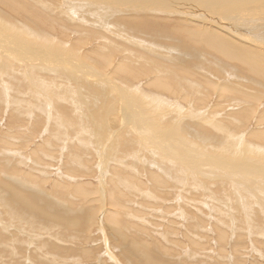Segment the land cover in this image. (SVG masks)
<instances>
[{
	"label": "rangeland",
	"instance_id": "1",
	"mask_svg": "<svg viewBox=\"0 0 264 264\" xmlns=\"http://www.w3.org/2000/svg\"><path fill=\"white\" fill-rule=\"evenodd\" d=\"M15 1L20 4L21 11L19 13L0 2V180L2 181H0V264H264V176L262 175V173L264 174L262 171L264 170V137L260 135L264 132V127H262L264 126V78L252 75L251 72L245 71L239 63L223 58L221 54L208 47L192 44L191 47L195 46L197 55L196 57L191 56V50L187 51L181 48L182 44H185L183 37L170 31V28L176 25L174 23L177 22L176 18L179 17H168L174 22L170 25L169 22H166L167 26L163 21L162 24L161 21H158L157 24L155 22L157 20H154L151 24L154 25L152 29L156 28L160 32L167 29L169 32V35H157L155 31L153 35L156 36V40H154L146 34H139L131 30H126L127 32H123L125 33L123 34L122 30L116 28L119 26L114 16H107V19H103L105 16L103 13L99 15V11H96L98 13L84 12V6L87 7L89 2L78 3L82 0ZM115 2L116 0H112L111 3ZM247 4L250 7L253 4L259 5L261 8L256 13H251L249 10V12H242L248 6ZM234 7L232 13L240 11L237 16L246 27L253 29L252 26L256 22V25L264 22V0H246L241 5L239 4L238 8L235 4ZM229 13H231L230 10L224 15ZM250 13L252 16H249ZM153 17H157V15H153ZM166 17L165 15L158 16V18ZM185 22L187 23H185L186 28L187 26L197 27L192 21H189L191 24H188V21ZM198 22L202 26L201 31H204L203 27L206 24L202 21ZM4 24H13L10 25L12 31L11 29L8 31ZM14 25L15 28L18 27V30L15 31ZM20 27L25 32H22ZM157 27L159 28L157 29ZM223 28L221 27V29ZM224 29L228 31V27ZM5 31L8 32L2 33ZM17 31L18 33H16ZM251 31L254 34L255 31ZM230 32L239 36V33L235 31L231 30ZM5 37L16 45L9 43ZM157 37H160V40H157ZM3 38L4 40H2ZM185 38V42L190 44L189 37ZM240 38L244 40V38ZM142 39L145 40L142 41ZM248 39H246L248 43L256 47L258 53L261 54V65L264 66V42ZM111 41H113L112 46L107 50L112 49V52L115 49L112 56L114 57L113 61L124 58L126 48L132 45L136 48L135 44L143 42L142 46L153 53L152 59H157L156 55H158L159 61L166 65L169 64V68L173 69L180 77L182 76L179 77L181 83L169 79V90L155 88L148 84L154 74H150V78H146V76L139 77L138 80L129 78L130 80L126 79L125 82L124 79H121V75L110 73L112 72L110 64H107L105 57L96 53V50L102 49L103 45L106 47ZM154 44L158 47L156 48ZM8 45L12 51L18 50L19 53L5 54L7 50L2 47L5 46L7 49ZM18 45H24L26 50L17 48ZM27 50L36 52L29 53V57L21 58V53L25 52L26 54ZM37 50L40 52L38 53ZM188 68L190 69L188 70ZM186 70L190 74L186 73ZM13 75L15 79H13ZM80 79L94 84L96 88L106 86L107 94L105 97L102 96L103 99L91 98L89 95L95 90L82 87L80 81L83 80ZM145 79L146 81H142ZM184 79L185 81H183ZM197 82L200 84L198 85ZM102 83H104L103 86H101ZM106 84H110V86ZM223 85L224 87H222ZM128 86L129 88H127ZM189 86L191 87L188 88ZM133 87L134 90H131L130 88L133 89ZM57 88L60 90L58 91ZM233 89L237 92L233 93ZM66 90L74 91L79 95L80 102L78 100L76 103L72 98L58 97L55 93ZM121 90L122 92H120ZM178 90L180 93L177 92ZM152 92L153 94H151ZM131 93L133 100H131ZM172 93L179 94V96H173ZM142 94L145 95L142 96ZM199 94L201 95L199 96ZM122 95L125 99L121 97ZM157 95H159V99L164 98V100L156 101ZM175 98L176 100L173 101ZM93 99H96L94 102L97 101V104L96 102L92 104L90 100ZM129 99L132 102L128 101ZM162 100L163 104L159 102ZM175 102L176 104H173ZM95 106L99 110L98 113H95L97 112ZM129 107L132 109L128 110ZM101 109L105 111V115ZM137 110H141L142 114ZM171 112L173 115L170 114ZM72 115L76 118H73ZM163 115L168 118L164 119ZM153 122L154 124L150 125ZM83 126L86 127L82 129ZM215 127L218 128L215 129ZM225 127L226 129H224ZM199 131L206 132L205 137H203L204 133L199 136ZM169 134H173L172 137ZM213 139L214 141L211 142ZM215 139H220V141ZM173 140H176V144ZM201 140L203 143L200 142ZM171 141L173 142L171 143ZM194 141L202 144H195ZM237 141L240 146L236 148L235 155L229 156L223 150H219L226 142ZM157 145L161 149H157ZM205 145L207 147L212 145L213 148L215 145L218 146L214 149L212 147L206 149ZM197 146L198 149H196ZM179 150H183L182 153ZM206 150L208 152H205ZM209 150L211 154H209ZM143 154H146L145 157ZM157 154L162 155L158 157ZM173 157L175 159H172ZM165 158H169V161ZM220 158H223V161ZM161 163L162 165H160ZM179 164L180 166H178ZM196 164L199 166L197 167ZM234 165H240L241 169L234 168ZM178 169L181 170V173L183 171V177ZM186 169L189 173L186 172ZM243 170L245 173L242 172ZM184 172L188 175H184ZM190 173H196L192 175L195 176L192 180L199 181L198 184L191 180L193 177ZM181 180L186 181L185 184L181 183ZM4 181L15 185L28 197H34L32 204L34 206L18 199ZM77 186L85 191V195L74 192ZM111 191L118 193L113 194ZM111 211L120 214L117 213L116 220H110ZM60 215L62 223L65 222V225L61 223ZM76 217L78 221H76L77 219L72 221V218ZM135 242L148 246L152 259L160 263H153L144 258V255L138 252Z\"/></svg>",
	"mask_w": 264,
	"mask_h": 264
},
{
	"label": "bare ground",
	"instance_id": "2",
	"mask_svg": "<svg viewBox=\"0 0 264 264\" xmlns=\"http://www.w3.org/2000/svg\"><path fill=\"white\" fill-rule=\"evenodd\" d=\"M77 1V0H76ZM101 1V2H100ZM82 0V1H79L78 3H82V4H86V3H88L89 2V5L87 6V7H85L84 6V12H87V13H90V11H92L93 13H98V12H96V11H99V15L101 14V13H103V16H105V17H103V19L104 18H106L107 19V16H111V17H115L116 18V21H117V25L120 27H116V28H118V29H120V30H122V33L123 32H127L126 30H131V31H135V32H138L139 34H141V33H143V35L144 34H146L147 36H150V38H153L154 40H156V36L155 35H153L154 34V32L156 31L157 32V35L159 34H163V35H165V34H168L169 35V32H168V30L166 29V30H161V32L159 31V30H156V28L155 29H152L153 28V26L151 25V24H153V21L154 20H157V21H155L156 23L158 22V21H161V24H162V21L166 24V22H169V25L172 23V22H174V21H172L171 20V18H168V17H179V18H176L177 19V22H174L175 24V26H173V27H171L170 28V31L171 32H174L175 34H177V35H181L182 37H183V39H184V41H183V43H185V44H182V46H181V48L182 49H184V50H187V51H190L191 50V56H193V57H196V55H197V51L195 50V46H193L194 48H192L191 47V45L193 44V45H197V46H202V47H208V48H210V49H212V50H214L215 52H217V53H219V54H221L222 56H223V58H226V59H229V60H231V61H235V62H237V63H239L240 65H242L241 67H243L244 68V70L245 71H247V72H251L252 73V75L254 74V75H256V76H259V77H261V78H264V66L263 65H261V58H260V55L261 54H259L258 53V51L256 50V47H253L250 43H248V41L246 40V39H248V38H252L253 40H251V41H257V42H264V22L263 23H261V24H259L258 23V25H256V23L254 24L253 22H252V24H254V26H252V27H254L253 29H251V28H249L248 26L246 27L245 25H243L242 23H244L243 21H240V19H239V16H237V14H239V12H236L235 14L234 13H232V11H233V8H235L234 7V4L236 5V8H238V5L240 4L241 5V3H243V1L245 2L246 0H116V2L114 3V4H112L111 2H112V0ZM0 2L3 4V5H6L7 7H9L10 9H12L13 11H16V13H19L20 11H21V8H20V4H18L17 3V1H15V0H0ZM247 2H250V1H247ZM117 3V4H116ZM248 5V4H247ZM82 6V5H81ZM222 6V7H221ZM259 5H252V7H250L249 5L246 7V9L245 10H243L242 12H245V11H250L251 13L253 12V13H256L257 11H258V9H260L261 8V6H259ZM242 7V6H241ZM78 8V7H77ZM83 8V7H82ZM75 10V9H74ZM228 10H230L231 11V13H229V14H226V15H224L225 13H227V11ZM24 11V10H23ZM223 11V12H222ZM248 11V12H249ZM138 12H140V13H138ZM241 12V13H242ZM263 12V11H262ZM86 13V14H87ZM250 13V14H251ZM261 13V12H260ZM21 14V13H20ZM81 14H83V13H81ZM122 14H124L123 16H122ZM4 15V14H3ZM84 15V14H83ZM121 15V16H120ZM153 15L155 16V15H157V17H153ZM167 16L166 18H158V16ZM241 15V14H240ZM258 15V17H259V14H257ZM5 16V15H4ZM28 16V15H27ZM31 16H33L32 14H31ZM85 16V15H84ZM92 16H93V14H92ZM249 16H252V14L251 15H249ZM255 16V15H254ZM264 16V15H263ZM86 17V16H85ZM181 17V18H180ZM242 17V16H241ZM41 18V17H40ZM249 18H251V17H249ZM255 18H257V17H255ZM8 19H9V15H8ZM170 19V20H169ZM175 19V18H174ZM248 19V18H247ZM260 19V18H259ZM10 20H11V18H10ZM15 20V19H14ZM242 20V19H241ZM245 20V19H244ZM262 20V19H261ZM13 21V20H12ZM12 21H11V23H12ZM44 21V20H43ZM97 21V20H96ZM98 21H99V19H98ZM101 21V20H100ZM185 21H188V24H191V23H189V21H192V23L193 24H195V26H197V27H188L187 26V28L185 27L186 26V22ZM198 21H202V22H204V24H206V25H204V27L203 28H205V30L204 31H201V27L202 26H200V23L198 22ZM19 22V21H18ZM84 22V21H83ZM246 22V21H245ZM10 23V22H9ZM95 23V22H94ZM155 23V24H156ZM163 23V24H164ZM186 23V24H185ZM248 23V22H247ZM249 23H251V22H249ZM87 24V23H86ZM100 24V23H99ZM158 24V23H157ZM164 24V25H165ZM1 25V24H0ZM10 25H13V24H10ZM9 24L8 25H5L4 24V27L8 30V31H10V29H11V31H12V27L10 26ZM168 24H166V26H167ZM156 26V25H155ZM158 26V25H157ZM27 27V26H26ZM85 27V26H84ZM221 27H228V31L227 30H225L224 28L223 29H221ZM14 28H15V25H14ZM18 28V27H17ZM17 28H15V31H16V29ZM21 29V31L22 32H25L24 30H22V27H20ZM159 27H157V29H158ZM166 28V27H165ZM199 28V29H198ZM27 29V28H26ZM29 29V28H28ZM27 29V30H28ZM96 29V28H95ZM169 29V28H168ZM229 29H231L232 31H235V32H237V33H239L238 35L239 36H237L235 33H231L230 31L231 30H229ZM18 30V29H17ZM19 30V31H20ZM154 30V31H153ZM203 30V29H202ZM251 30H253V31H255L256 32V35H255V32H254V34H252L253 32L251 31ZM8 31H5V32H2V33H7ZM20 31V32H21ZM30 31V30H29ZM224 31V32H223ZM222 32V33H221ZM11 34H12V32H10ZM16 33H18V31L16 32ZM29 34V33H28ZM123 34H125V33H123ZM131 35V34H130ZM21 36V35H20ZM111 36H113V35H111ZM153 36V37H152ZM143 37V36H142ZM145 37V36H144ZM185 37H189V40L188 41H190V44L188 43H186L185 42V40H186V38ZM238 37V38H237ZM240 37H242V38H244V40L243 39H241ZM2 38V37H1ZM22 38V37H21ZM39 38V37H38ZM106 38V37H105ZM158 38V37H157ZM246 38V39H245ZM109 39V38H108ZM141 39V38H140ZM161 39H162V37H161ZM168 39V38H167ZM2 40H4V38L2 39ZM5 40H7V41H9V38H7V37H5ZM143 40H145V39H142V41ZM157 40H160V37L157 39ZM249 40V39H248ZM139 41V40H138ZM137 41V43H140V42H138ZM149 41H150V39H149ZM152 41V40H151ZM16 42H18V41H16ZM104 42H105V40H104ZM113 41H111L110 43H108L107 45H106V47H105V45H103L102 47V49L100 48V49H98V50H96V53L97 54H99V55H102V57L104 58V59H106V62H108L107 64L109 65V66H111L112 67V72H110V73H112V74H115V75H121V79H124L125 80V82H126V79H129V78H133V79H139V77H144V76H146V78H150L151 76H149L150 74H154V76L152 77V79L148 82V84H150V86H153V87H155V88H162V89H166V91L167 90H169V88H170V85H169V79H173L176 83H181L180 82V78L182 77H180L175 71H173V69H171V68H169V64L168 65H166L165 63H163V62H161V61H159L158 60V55H156L157 56V59H152L153 58V53L151 52V51H149V49H145L146 47H143L142 45H143V42L141 43V44H135L134 46H137L136 48H134L133 47V45L131 46V47H128V48H126V55H125V57L123 58H119L117 61H113V58L114 57H112L113 56V54L115 53V49L111 52V50H107L108 48L110 49L111 48V43H112ZM145 42V41H144ZM3 43H4V41H3ZM8 43V42H7ZM9 43H11V44H13V42H10L9 41ZM134 43H136V42H134ZM151 43V42H150ZM158 43V42H157ZM10 44V45H11ZM20 44V43H19ZM24 44V43H23ZM84 44V43H83ZM130 45H131V43H129ZM145 44V43H144ZM13 45H16V44H13ZM47 45V44H46ZM46 45H45V48H46ZM51 45V44H50ZM152 45H153V43H152ZM254 45V44H253ZM6 46V45H5ZM2 47V48H4L5 50H7V53H5V54H15L16 52H18V50H11V48H10V46L9 47H7V49H6V47ZM40 46V45H39ZM53 46H55V45H53ZM125 46V45H124ZM145 46V45H144ZM154 46H156V44H154ZM258 46V45H257ZM14 47V46H13ZM12 47V48H13ZM15 47H17V46H15ZM25 46L23 45V46H21V45H18V47L17 48H21V49H23ZM52 47V46H51ZM114 47V46H113ZM140 47H142V48H144V49H141ZM158 47V45L156 46V48ZM263 47V46H262ZM30 48V47H29ZM45 48H43V49H45ZM149 48H151V47H149ZM258 48V47H257ZM14 49V48H13ZM16 49V48H15ZM25 50H26V48H24ZM32 49V48H31ZM41 49V48H40ZM117 49V48H116ZM174 49V48H173ZM35 50V49H34ZM57 50V49H56ZM198 50V49H197ZM263 50V49H262ZM20 51H22V50H20ZM43 51V50H42ZM117 51H119V50H117ZM179 51V50H178ZM199 51V50H198ZM200 51H201V49H200ZM15 52V53H14ZM36 51H34V52H30V51H26V54H25V52H22L21 54L23 55H21V58H24V57H29L28 56V54L29 53H31V54H34ZM37 52L39 53L40 51H38L37 50ZM201 52H203V51H201ZM259 52H260V50H259ZM0 53H1V51H0ZM4 53V52H3ZM19 53V52H18ZM51 53V52H50ZM193 53V54H192ZM209 53V52H208ZM5 54H3V55H5ZM71 54V53H70ZM107 54V55H106ZM108 54H110V55H108ZM117 54V53H116ZM157 54V53H156ZM35 55H38V54H35ZM44 56L46 55V54H43ZM189 55H190V52H189ZM47 56V55H46ZM50 56V55H49ZM174 56V55H173ZM215 56V55H214ZM14 57V56H13ZM34 57V56H33ZM75 57H76V55H75ZM182 57V56H181ZM186 57V56H185ZM262 57V56H261ZM264 57V56H263ZM11 58V57H10ZM17 58V57H16ZM52 58V57H51ZM65 58V57H64ZM155 58V57H154ZM215 58V57H214ZM15 59V58H14ZM46 59V58H45ZM77 59V58H76ZM34 60V59H33ZM62 60V59H61ZM175 60H177V58H175ZM179 60V59H178ZM68 61V60H67ZM181 61V60H180ZM187 62V61H186ZM185 62V63H186ZM16 63V62H15ZM184 63V64H185ZM263 63V62H262ZM198 64V63H197ZM186 65V64H185ZM187 65H188V63H187ZM12 66V65H11ZM54 66V65H53ZM182 66V65H181ZM192 66V65H191ZM194 66H196V65H194ZM203 66V65H202ZM10 67V66H9ZM108 67V66H107ZM10 68H12V67H10ZM15 68V67H14ZM184 68V67H183ZM203 68H205L206 69V67H203ZM23 69V68H22ZM178 69V68H177ZM182 69V68H181ZM190 68H188V70H189ZM192 69V68H191ZM10 70V69H9ZM66 70V69H65ZM193 70V69H192ZM195 70V69H194ZM182 71V70H181ZM180 71V72H181ZM206 71V70H205ZM17 72V71H16ZM246 72V73H247ZM13 73V72H12ZM95 73V72H94ZM182 73V72H181ZM185 73V72H184ZM186 73H188V74H190L187 70H186ZM195 73V72H194ZM201 74H202V72H200ZM183 74V73H182ZM196 74V73H195ZM89 75V74H88ZM110 75V74H109ZM204 75V74H203ZM202 75V76H203ZM25 76V75H24ZM114 76V75H113ZM112 76V77H113ZM17 77V76H16ZM119 77V76H118ZM180 77V78H179ZM184 77V76H183ZM186 77V76H185ZM190 77V76H189ZM255 77V76H254ZM114 78V77H113ZM195 78V77H194ZM13 79H15V76L13 75ZM18 79V78H17ZM137 79V80H138ZM183 79V78H182ZM198 79H200V78H198ZM206 79V78H205ZM80 80H83V79H80ZM101 80V79H100ZM103 80V79H102ZM130 80V79H129ZM149 80V79H148ZM172 80V81H173ZM207 80V79H206ZM205 80V81H206ZM255 80V79H254ZM18 81V80H17ZM109 81H111V80H109ZM142 81H146V79L145 80H142ZM182 81V80H181ZM183 81H185V79L183 80ZM187 81H188V79H187ZM199 81V80H198ZM203 81H204V79H203ZM203 81H200V82H203ZM208 81V80H207ZM15 82H16V80H15ZM101 82H103V81H101ZM105 82V81H104ZM118 82V81H117ZM116 82V83H117ZM190 82V81H189ZM257 82V81H256ZM22 83V82H21ZM43 83H44V81H43ZM121 83V82H120ZM124 83V82H123ZM141 83V82H140ZM198 83V82H197ZM103 84L104 83H102V85L101 86H103ZM138 84V83H137ZM145 84V83H144ZM200 83H198V85H199ZM204 84H206V83H204ZM214 84V83H213ZM234 84H236V83H234ZM16 85V84H15ZM43 85V84H42ZM80 85L82 86V87H87L86 89H88V90H91V89H94L95 91L93 92V93H90V97L91 98H97V100L98 99H100V98H102V96H104L105 97V95L107 94V92H108V90H107V87L105 86V87H98V88H96L95 86H94V84L92 85L90 82H87V81H85V80H83V81H80ZM98 85V84H97ZM107 85V84H106ZM109 86H110V84H108ZM107 85V86H108ZM121 85V84H120ZM126 85V84H125ZM124 85V87H126ZM139 85V84H138ZM173 85V84H172ZM188 85V84H187ZM191 85V84H190ZM212 85V84H211ZM46 86V85H45ZM94 86V87H93ZM113 86V85H112ZM117 86L119 87V85L117 84ZM137 88H140V87H138L137 85H135ZM177 86V85H176ZM230 86V85H229ZM234 86V85H233ZM62 87V86H61ZM122 87V86H121ZM123 87V88H124ZM142 87V86H141ZM178 87V86H177ZM184 87V86H183ZM191 86H189L188 88H190ZM197 87H199V86H197ZM196 87V88H197ZM222 87H224V85L222 86ZM225 87H227V86H225ZM241 87V86H240ZM120 88V87H119ZM127 88H129V86L127 87ZM144 88V87H143ZM151 88V87H150ZM185 88H187V87H185ZM203 88V87H202ZM211 88V87H210ZM236 88V87H235ZM243 88H244V86H243ZM248 88V87H247ZM18 89V88H17ZM50 89H52V88H50ZM122 89V88H121ZM124 89H126V88H124ZM131 90H134V87H133V89L132 88H130ZM226 89V88H225ZM230 89H231V87H230ZM10 90V89H9ZM20 90V89H19ZM57 90H58V88H57ZM60 90V89H59ZM58 90V91H59ZM123 90V89H122ZM122 90L120 91V92H122ZM127 90H129V89H127ZM137 91L139 90V89H136ZM135 90V91H136ZM143 90V89H142ZM148 90H150V89H148ZM147 90V91H148ZM174 90H175V88H174ZM174 90H172V91H174ZM192 90H194L193 88H192ZM192 90H190V91H192ZM199 90V89H198ZM204 90V89H203ZM234 90V89H233ZM240 90V89H239ZM238 90V91H239ZM57 91V92H58ZM79 91H81V90H79ZM87 91V90H86ZM153 91V90H152ZM171 91V92H172ZM184 91V90H183ZM200 91H202V90H200ZM225 91V90H224ZM223 91V92H224ZM232 91V90H231ZM237 92V90H234V91H232L233 93L234 92ZM241 91H242V89H241ZM57 92H55L57 95H58V97H67V98H72V100H74L76 103L78 102V100L80 99L79 98V95H77L74 91L73 92H71V91H62V92H60V93H57ZM90 92V91H89ZM92 92V91H91ZM110 92V91H109ZM123 92H124V90H123ZM140 92V91H139ZM177 92H179L180 93V91L178 90ZM184 92H186V91H184ZM183 92V93H184ZM188 92H189V90H188ZM196 92V91H195ZM204 92V91H203ZM203 92H202V94H203ZM227 92V91H226ZM243 92V91H242ZM125 93V92H124ZM127 93H128V91H127ZM144 93V92H143ZM149 93H150V91H149ZM155 93V92H154ZM168 93V92H167ZM174 93V92H173ZM172 93V95L174 96H179V94L178 95H176V94H173ZM187 93V92H186ZM199 93V92H198ZM231 93V92H230ZM20 94H21V92H20ZM89 94V93H88ZM114 94H115V92H114ZM118 94H119V92H118ZM147 94V93H146ZM151 94H153V92L151 93ZM210 94H211V90H210ZM232 94V93H231ZM116 95V94H115ZM120 95V94H119ZM129 95V94H128ZM136 95H137V93H136ZM135 95V96H136ZM140 95V94H139ZM143 95H145V94H142V96ZM188 95H190V94H188ZM192 95V94H191ZM201 94H199V96H200ZM207 95H208V93H207ZM213 95V94H212ZM223 95H224V93H223ZM222 95V96H223ZM227 95V94H226ZM234 95H236V94H234ZM109 96V95H108ZM117 96V95H116ZM124 96H125V94H124ZM131 98H132V93H131ZM141 96V97H142ZM152 96H154V95H152ZM152 96H150L151 98H152ZM156 96V95H155ZM158 97V99L156 98V101L157 100H161V99H163L164 100V98H161V99H159V95H157ZM162 97H163V95H161ZM186 96V95H185ZM228 96V95H227ZM249 96V95H248ZM57 97V96H56ZM57 97V98H58ZM99 97V98H98ZM121 97H123V95L121 96ZM126 97H128L127 95H126ZM138 97V96H137ZM136 97V98H137ZM147 97H149L148 95H147ZM167 97V96H166ZM197 97V96H196ZM207 97V96H206ZM249 97H251V96H249ZM9 98V97H8ZM114 98V97H113ZM119 98V97H118ZM130 98V99H131ZM143 99H144V97H142ZM168 98V97H167ZM194 98V97H193ZM232 98V97H231ZM246 98V97H245ZM253 98V97H252ZM64 99H66V98H64ZM88 99V98H87ZM103 99V98H102ZM122 99V98H121ZM123 99H125V97H123ZM122 99V100H123ZM130 99L128 100V101H130ZM140 99V98H139ZM147 99V98H146ZM184 99H186L185 97H184ZM199 99V98H198ZM202 99V98H201ZM200 99V100H201ZM207 99V98H206ZM205 99V100H206ZM89 100V99H88ZM94 100H96V99H93V100H90V101H92V104H93V102H94ZM131 100H133V98L131 99ZM153 100H154V98H153ZM163 100L162 101H159L161 104H163ZM170 101H171V98L169 99ZM168 100V101H169ZM176 100V98L173 100V101H175ZM194 100V99H193ZM247 100V99H246ZM249 100V99H248ZM137 101V100H136ZM135 101V102H136ZM146 101H148V100H146ZM207 101V100H206ZM224 101V100H223ZM231 101V100H230ZM79 102H80V100H79ZM87 102V101H86ZM96 102V104H97V101H95ZM94 102V103H95ZM105 102V101H104ZM120 102V101H119ZM130 102H132V101H130ZM134 102V103H135ZM149 102V101H148ZM147 102V103H148ZM152 102V101H151ZM67 103V102H66ZM90 104H91V102H89ZM88 103V104H89ZM117 103H118V100H117ZM128 103V102H127ZM153 103V102H152ZM168 103V102H167ZM169 103H171V102H169ZM177 103L178 104H180L178 101H177ZM242 103H244V102H242ZM253 103H256L255 101H253ZM87 104V105H88ZM91 104V105H92ZM103 104V103H102ZM115 104V103H114ZM173 104H176V102L175 103H173ZM189 104V103H188ZM217 104V103H216ZM227 104V103H226ZM245 104H249V103H245ZM244 104V105H245ZM22 105V104H21ZM90 105V106H91ZM98 105H101V104H98ZM97 105V106H98ZM123 105H125V104H123ZM153 105H155V103H153ZM170 105V104H169ZM253 105V104H252ZM93 106V105H92ZM129 106H130V104H129ZM132 106V105H131ZM173 106V105H172ZM192 106V105H191ZM94 107V106H93ZM99 107V106H98ZM114 107H116V106H114ZM118 107V106H117ZM125 107H128V106H126L125 105ZM159 106L157 105V108H158ZM162 107V106H161ZM216 107V106H215ZM222 107H223V104H222ZM241 107V110H243L242 109V106H240ZM245 107V106H244ZM101 108V107H100ZM103 108V110H104V107H102ZM155 109H156V107H154ZM154 108H153V111H154ZM191 108V107H190ZM254 108V107H253ZM93 109V108H92ZM95 109H96V106H95ZM107 109V108H106ZM105 109V110H106ZM128 109V108H127ZM132 109V108H131ZM130 109V107H129V109L128 110H131ZM135 109V108H134ZM133 109V110H134ZM161 109V108H160ZM163 109V108H162ZM245 109V108H244ZM246 109L248 110V107H246ZM246 109L244 110V111H246ZM97 110V109H96ZM95 110V111H96ZM102 110V109H101ZM102 110V111H103ZM127 110V111H128ZM149 110V109H148ZM158 110H159V108H158ZM169 110V109H168ZM172 110V109H171ZM179 110H180V108H179ZM98 111L99 110H97V112H95V113H98ZM123 111H124V109H123ZM138 111V110H137ZM136 111V112H137ZM141 111V110H140ZM140 111H138L139 113H140ZM145 111V110H144ZM230 111V110H229ZM228 111V112H229ZM236 111V110H235ZM89 112V111H88ZM104 112L105 111H103L102 113L104 114ZM109 112V111H108ZM111 112V111H110ZM125 112V111H124ZM134 112V111H133ZM135 112V113H136ZM150 112V111H149ZM148 112V113H149ZM157 112V111H156ZM174 112V111H173ZM194 112V111H193ZM227 112V113H228ZM239 112H240V110H239ZM242 112V111H241ZM72 113V112H71ZM114 113H116V111H114ZM119 113V112H118ZM122 113V112H121ZM135 113H134V115H135ZM147 113V112H146ZM168 113V112H167ZM238 113V112H237ZM236 113V114H237ZM55 114V113H54ZM74 114V113H73ZM109 114H111L112 115V113H109ZM141 114H142V111H141ZM144 114V113H143ZM170 114H172V112L170 113ZM229 114H231V113H229ZM228 114V115H229ZM22 115V114H21ZM97 115H99V114H97ZM105 115V114H104ZM123 115V114H122ZM130 115H132V114H130ZM129 115V118L131 117ZM134 115H133V117H134ZM148 115V114H147ZM151 115V114H150ZM165 115H166V113H165ZM173 115V114H172ZM243 115V114H242ZM74 115H72V117H73ZM76 116V115H75ZM95 116V115H94ZM93 116V117H94ZM121 116V115H120ZM149 116V115H148ZM147 116V117H148ZM156 116V115H155ZM171 116V115H170ZM169 116V117H170ZM204 116V115H203ZM234 116V115H233ZM238 116V115H237ZM71 116H70V118H72ZM99 117H100V115H99ZM105 117V116H104ZM110 117V116H109ZM108 117V118H109ZM113 117V116H112ZM115 117V116H114ZM127 117V116H126ZM163 117H164V115H163ZM167 117V116H166ZM166 117H164V119L166 118ZM229 117H231V116H229ZM73 118H76V117H73ZM135 118V117H134ZM140 118V117H139ZM145 118V117H144ZM149 118V117H148ZM168 118V117H167ZM178 118V117H177ZM235 118V117H234ZM97 119V118H96ZM100 119V118H99ZM137 119V118H136ZM147 119V118H146ZM160 119V118H159ZM216 119H218V118H216ZM72 120V119H71ZM111 120V119H110ZM113 120V119H112ZM144 120V119H143ZM148 120H150V119H148ZM147 120V121H148ZM174 120V119H173ZM185 120V119H184ZM183 120V121H184ZM204 120V119H203ZM220 120V119H219ZM48 121V120H47ZM142 121V120H141ZM214 121V120H213ZM220 121H222V120H220ZM61 122V121H60ZM120 122H121V120H120ZM145 122H146V120H145ZM155 122V121H154ZM154 122L153 123H150V125L151 124H154ZM216 122V121H215ZM42 123V122H41ZM98 123V122H97ZM131 123H133V121H131ZM164 123V122H163ZM168 123V122H167ZM213 123V122H212ZM73 124V123H72ZM81 124V123H80ZM90 124V123H89ZM88 124V125H89ZM134 124V123H133ZM148 124V123H147ZM156 124H157V122H156ZM169 124H170V122H169ZM181 124V123H180ZM229 124V123H228ZM259 124V123H258ZM86 125V124H85ZM145 125V124H144ZM164 125H166V124H164ZM217 125V124H216ZM220 125V124H219ZM223 125V124H222ZM48 126V125H47ZM80 126V125H79ZM89 126H92V125H89ZM153 126V125H152ZM158 126V125H157ZM180 126H183V125H180ZM213 126H214V124H213ZM221 126V125H220ZM220 126H218V127H220ZM228 126V125H227ZM244 126V125H243ZM80 127H82V126H80ZM84 127H86V126H83V128L82 129H84ZM124 127V126H123ZM125 127H126V125H125ZM129 127H131V126H129ZM171 127V126H170ZM177 127V126H176ZM218 127H215V129L216 128H218ZM237 127V126H236ZM262 127H264V126H262ZM43 128V127H42ZM112 128V127H111ZM144 128H145V126H144ZM147 128V127H146ZM159 128V127H158ZM181 128V127H180ZM179 128V129H180ZM230 128V127H229ZM29 129V128H28ZM57 129V128H56ZM70 129V128H69ZM80 130H82L81 128H79ZM132 129V128H131ZM133 129H135L134 127H133ZM151 129H153V128H151ZM166 129V128H165ZM219 129H221V128H219ZM224 129H226V127L224 128ZM223 129V130H224ZM228 129V128H227ZM241 129V128H240ZM42 130V129H41ZM123 130V129H122ZM140 130V129H139ZM174 130H176V129H174ZM181 130V129H180ZM186 130V129H185ZM191 130V129H190ZM204 130V129H203ZM231 130V129H230ZM118 131V130H117ZM141 131V130H140ZM150 131V130H149ZM158 131V130H157ZM162 131V130H161ZM167 131V130H166ZM171 131V130H170ZM177 131V130H176ZM210 131V130H209ZM208 131V132H209ZM228 131V130H227ZM235 131H236V129H235ZM238 131V130H237ZM252 131H254V130H252ZM121 132V131H120ZM180 132V131H179ZM200 133H199V136H200V134H202V133H204V131H199ZM207 132V133H208ZM219 132H221V131H219ZM232 132H233V129H232ZM249 132V131H248ZM259 132V131H258ZM261 132V131H260ZM30 133V132H29ZM49 133V132H48ZM84 133V132H83ZM155 133H157L156 131H155ZM166 133V132H165ZM164 133V134H165ZM178 133V132H177ZM185 133V132H184ZM206 133V132H205ZM204 133V135H203V137H205V134ZM226 133V132H225ZM174 134V133H173ZM172 134V135H173ZM183 134V133H182ZM210 134V133H209ZM218 134V133H217ZM216 134V135H217ZM227 134V133H226ZM2 135V134H1ZM18 135V134H17ZM166 135V134H165ZM164 135V136H165ZM170 135V134H169ZM168 135V136H169ZM172 135H170L171 137H172ZM198 135V134H197ZM219 135V134H218ZM217 135V136H218ZM235 135V134H234ZM243 135V134H242ZM248 135V134H247ZM250 135V134H249ZM257 135V134H256ZM260 135H263V137H264V132H262V134H260ZM13 136V135H12ZM116 136V135H115ZM122 136V135H121ZM143 136V135H142ZM158 136V135H157ZM160 136V135H159ZM177 136V135H176ZM175 136V137H176ZM179 136V135H178ZM193 136H194V134H193ZM196 136V135H195ZM208 136V135H207ZM222 136V135H221ZM231 136V135H230ZM253 136V135H252ZM100 137V136H99ZM174 137V136H173ZM209 137H210V135H209ZM208 137V138H209ZM214 137V136H213ZM228 137V136H227ZM254 137V136H253ZM259 137V136H258ZM22 138V137H21ZM79 138V137H78ZM158 138V137H157ZM178 138V137H177ZM180 138V137H179ZM182 138H184V137H182ZM187 138V137H186ZM197 138V137H196ZM195 138V139H196ZM235 138V137H234ZM237 138V137H236ZM86 139V138H85ZM97 139V138H96ZM144 139V138H143ZM166 139V138H165ZM170 139V138H169ZM201 139V138H200ZM231 139V138H230ZM262 139V138H261ZM67 140V139H66ZM104 140V139H103ZM106 140V139H105ZM117 140V139H116ZM116 140H113V141H116ZM122 140H123V137H122ZM142 140V139H141ZM199 140V139H198ZM215 140H217V139H215ZM120 141V140H119ZM174 141V140H173ZM173 141H171V143L173 142ZM179 141V140H178ZM189 141V140H188ZM210 141V140H209ZM214 141V139L211 141V142H213ZM217 141H220V139L219 140H217ZM217 141H215V142H217ZM224 141V140H223ZM38 142V141H37ZM86 142V141H85ZM121 142V141H120ZM122 142H124V141H122ZM143 142V141H142ZM147 142V141H146ZM164 142V141H163ZM166 142V141H165ZM191 142H192V140H191ZM200 142H202V140L200 141ZM210 142V143H211ZM242 142V141H241ZM25 143V142H24ZM113 143V142H112ZM168 143V142H167ZM174 143L176 144V140L174 141ZM185 143V142H184ZM194 143L196 144L197 142H195L194 141ZM203 143V142H202ZM201 143V144H202ZM218 143H221V142H218ZM46 144V143H45ZM117 144V143H116ZM115 144V145H116ZM125 144H126V142H125ZM152 144V143H151ZM166 144V143H165ZM183 144V143H182ZM192 144V143H191ZM197 144H200V143H197ZM200 144V145H201ZM214 144V143H213ZM212 144V145H213ZM215 144H217V143H215ZM222 144H224V143H222ZM39 145V144H38ZM43 145V144H42ZM57 145V144H56ZM114 145V144H113ZM112 145V146H113ZM121 145H124V144H121ZM153 145V144H152ZM204 145V144H203ZM209 146V147H207L206 145L204 146V148H210V147H212L213 148V146ZM44 146V145H43ZM96 146V145H95ZM127 146V145H126ZM125 146V147H126ZM143 146H145V145H143ZM189 146V145H188ZM199 146V145H198ZM198 146L196 147V149H198ZM216 146H218V145H215V147ZM239 146H240V144H238V141L237 142H226L224 145H223V147H222V149L220 148L219 150H223V152H225L226 153V155L227 154H229V156L230 155H235L234 153H235V150H236V148H239ZM45 147V146H44ZM94 147V146H93ZM119 147V146H118ZM175 147H176V145H175ZM201 147H203V146H201ZM200 147V148H201ZM214 147V148H215ZM38 148V147H37ZM55 148V147H54ZM95 148V147H94ZM101 148V147H100ZM124 148V147H123ZM138 148H140V147H138ZM142 148V147H141ZM156 148L157 149H161V147H159L158 145L156 146ZM177 148V147H176ZM182 148V147H181ZM203 148V149H204ZM211 148V149H212ZM213 148V149H214ZM8 149V148H7ZM30 149V148H29ZM36 149V148H35ZM107 149V148H106ZM145 149H147V147L145 146ZM171 149V148H170ZM169 149V150H170ZM202 149V151L204 152V150ZM97 150V149H96ZM101 150V149H100ZM123 150V149H122ZM127 150V149H126ZM140 150V149H139ZM218 150V148H217V152L219 151ZM7 151V150H6ZM9 151H12L11 149H9ZM8 151V152H9ZM23 151V150H22ZM34 151V150H33ZM70 151V150H69ZM120 151V150H119ZM146 151H148V150H146ZM152 151V150H151ZM150 151V152H151ZM180 152L181 151H183V150H179ZM215 151V152H216ZM95 152V151H94ZM106 152H108V151H106ZM121 152V151H120ZM140 152V151H139ZM149 152V153H150ZM171 152V151H170ZM194 152V151H193ZM197 152V151H196ZM205 152H208L207 150L205 151ZM254 152V151H253ZM263 152V151H262ZM261 152V153H262ZM39 153V152H38ZM62 153V152H61ZM129 153V152H128ZM132 153H134V152H132ZM142 153H143V151H142ZM148 153V152H147ZM158 153H162V152H158ZM182 153V152H181ZM185 153V152H184ZM187 153V152H186ZM222 153V152H221ZM94 154V153H93ZM99 154V153H98ZM97 154V155H98ZM125 154V153H124ZM178 154V153H177ZM209 154H211L210 153V150H209ZM237 154H238V152H237ZM257 154V153H256ZM20 155V154H19ZM22 155V154H21ZM45 155V154H44ZM53 155V154H52ZM140 155V154H139ZM144 155V157H145V155L146 154H143ZM151 155V154H150ZM155 155V154H154ZM158 155V157H159V155H162V154H157ZM188 155H189V153H188ZM221 155V154H220ZM33 156V155H32ZM54 156V155H53ZM116 156V155H115ZM141 156V155H140ZM183 156V155H182ZM204 156V155H203ZM221 156H223V154L221 155ZM225 156V155H224ZM253 156V155H252ZM26 157V156H25ZM95 157V156H94ZM121 157V156H120ZM130 157H132V156H130ZM172 157V156H171ZM178 157V156H177ZM186 157V156H185ZM191 157H192V155H191ZM201 157V156H200ZM214 157H216V156H214ZM213 157V158H214ZM219 157V156H218ZM218 157H216V158H218ZM239 157V156H238ZM23 158V157H22ZM31 158V157H30ZM62 158V157H61ZM104 158V157H103ZM135 158V157H134ZM162 158H164V157H162ZM224 158V157H223ZM222 158V159H223ZM251 158V157H250ZM32 159V158H31ZM37 159V158H36ZM107 159V158H106ZM125 159V158H124ZM159 159V158H158ZM165 159H167V158H165ZM172 159H175V157H173ZM172 159H170V160H172ZM208 159V158H207ZM221 159V158H220ZM221 159V160H222ZM239 159V158H238ZM243 159V158H242ZM109 160V159H108ZM116 160V159H115ZM126 160V159H125ZM163 160V159H162ZM168 161H169V158L167 159ZM166 160V161H167ZM193 160V159H192ZM215 160H217V159H215ZM225 160V159H224ZM43 161V160H42ZM110 161V160H109ZM148 161V160H147ZM172 161H174V160H172ZM175 161H177V160H175ZM196 161V160H195ZM212 161V160H211ZM214 161V160H213ZM223 161V160H222ZM242 161V160H241ZM45 162V161H44ZM126 162H128L127 160H126ZM131 163H132V161H130ZM154 162V161H153ZM156 162V161H155ZM177 162H179V161H177ZM103 163V162H102ZM150 163H151V161H150ZM184 163V162H183ZM221 163V162H220ZM128 164V163H127ZM146 164V163H145ZM149 164V163H148ZM152 164V163H151ZM151 164H150V166H151ZM156 164H157V162H156ZM155 164V165H156ZM170 164H171V162H170ZM176 164H178V163H176ZM182 164V163H181ZM185 164V163H184ZM183 164V165H184ZM206 164V163H205ZM243 164H244V162H243ZM242 164V165H243ZM41 165V164H40ZM160 165H162V163L160 164ZM174 165H175V163H174ZM197 165V167L199 166L198 164H196ZM261 165V164H260ZM22 166V165H21ZM42 166V165H41ZM108 166V165H107ZM121 166V165H120ZM127 166V165H126ZM158 166H159V164H158ZM166 166V165H165ZM172 166V165H171ZM178 166H180V164L178 165ZM202 166V165H201ZM235 166V165H234ZM246 166H248V165H246ZM131 167V166H130ZM152 167V166H151ZM210 167V166H209ZM231 167V166H230ZM262 167V166H261ZM264 167V166H263ZM94 168V167H93ZM92 168V169H93ZM122 168V167H121ZM153 168V167H152ZM191 168V167H190ZM193 168V167H192ZM196 168V167H195ZM234 168H239V169H241L240 168V165H238V166H235ZM252 168V167H251ZM2 169V168H1ZM13 169V168H12ZM127 169H129L130 170V168H127ZM167 169V168H166ZM200 169V168H199ZM215 169V168H214ZM222 169V168H221ZM17 170V169H16ZM21 170V169H20ZM144 170V169H143ZM152 170V169H151ZM168 170H170V169H168ZM183 170V169H182ZM189 171H190V169H188ZM208 170V169H207ZM217 170V169H216ZM215 170V171H216ZM220 170V169H219ZM233 170V169H232ZM254 170H257V169H255L254 168ZM5 171V170H4ZM94 171V170H93ZM105 171V170H104ZM130 171H133V170H130ZM181 170L180 169H178V172H180ZM196 171H197V169H196ZM202 172H203V170H201ZM224 171V170H223ZM229 171H230V169H229ZM253 171V170H252ZM258 171V170H257ZM262 171H264V170H262ZM261 171V172H262ZM47 172V171H46ZM114 172V171H113ZM152 172V171H151ZM163 172H165V171H163ZM170 172V171H169ZM168 172V173H169ZM186 172H188L187 171V169H186ZM213 172V171H212ZM211 172V173H212ZM231 172V171H230ZM243 173H245V171L243 170L242 171ZM260 172V171H259ZM120 173H123V172H120ZM181 173V172H180ZM182 173H183V171H182ZM181 173V176L183 175ZM185 173V172H184ZM189 173V172H188ZM191 173H193V172H191ZM190 173V175L192 176V175H194V174H196V173H194V174H191ZM218 173V172H217ZM220 173V172H219ZM225 173V172H224ZM114 174H115V172H114ZM118 174V173H117ZM164 174V173H163ZM222 174H223V172H222ZM226 174V173H225ZM36 175V174H35ZM75 175V174H74ZM134 175V174H133ZM133 175H132V177H133ZM154 175V174H153ZM159 175V174H158ZM184 175H188L187 173H185ZM189 175V176H190ZM203 175V174H202ZM202 175H199V176H201L202 177ZM221 175V174H220ZM262 175L264 176V174L262 173ZM118 176V175H117ZM125 176V175H124ZM138 176V175H137ZM136 176V177H137ZM149 176V175H148ZM161 176V175H160ZM163 176V175H162ZM167 176H170V175H167ZM198 176V175H197ZM208 176H209V173H208ZM31 177V176H30ZM40 177V176H39ZM119 177V176H118ZM121 177V176H120ZM155 177V176H154ZM183 177V176H182ZM193 178H191V180L193 179L194 180V177L195 176H192ZM224 177V176H223ZM38 178V177H37ZM126 178V177H125ZM150 178V177H149ZM156 178V177H155ZM159 178V177H158ZM186 178H187V176H186ZM197 178V177H196ZM195 178V179H196ZM152 179V178H151ZM163 179V178H162ZM166 179V178H165ZM183 179V178H182ZM73 180V179H72ZM104 180V179H103ZM116 180V179H115ZM169 180V179H168ZM172 180V179H171ZM188 180V179H187ZM192 180V181H193ZM199 180H202V179H199ZM232 180V179H231ZM264 180V179H263ZM1 181V180H0ZM133 181V180H132ZM158 181V180H157ZM173 181V180H172ZM229 181V180H228ZM2 182V181H1ZM116 182H117V180H116ZM115 182V183H116ZM121 182V181H120ZM145 182V181H144ZM163 182V181H162ZM174 182H176L175 180H174ZM184 181H182L181 180V183H183ZM186 182V181H185ZM185 182H184V184H185ZM193 182H195V181H193ZM197 182H199V181H197ZM197 182H195V184L197 183ZM201 182H203V181H201ZM4 183L6 184V185H8L10 188H11V190L14 192V194L18 197V199H20L23 203L25 202V203H29V204H33V198L34 197H28L27 196V194H25L24 192H22L18 187H16L15 185H13V184H11V183H8V182H6V181H4ZM42 183V182H41ZM62 183V182H61ZM112 183V182H111ZM129 183V182H128ZM157 183V182H156ZM171 183V182H170ZM177 183H180V182H177ZM180 183V184H181ZM141 184V183H140ZM162 184V183H161ZM161 184H156L157 186L158 185H161ZM198 184V183H197ZM205 184V183H204ZM239 184V183H238ZM65 185V184H64ZM69 185V184H68ZM90 185H92V184H90ZM170 185H172V184H170ZM169 185V186H170ZM8 186H7V188H8ZM112 186H113V184H112ZM118 186V185H117ZM120 186V185H119ZM129 186V185H128ZM162 186V185H161ZM199 186V185H198ZM197 186V187H198ZM203 187L205 186V185H202ZM201 186V187H202ZM66 187V186H65ZM89 187V186H88ZM134 187V186H133ZM141 187V186H140ZM220 187V186H219ZM67 188V187H66ZM84 188V187H83ZM116 188V187H115ZM182 188V187H181ZM124 189V188H123ZM129 189V188H128ZM196 189V188H195ZM254 189V188H253ZM75 190L76 191H74V192H77L76 194H83V195H85V191H83L80 187H75ZM99 190V189H98ZM114 190V189H113ZM117 190V189H116ZM115 190V191H116ZM122 190V189H121ZM211 190V189H210ZM227 190V189H226ZM242 190V189H241ZM10 191V190H9ZM56 192H58V191H56ZM124 192V191H123ZM130 192V191H129ZM197 192V191H196ZM8 193V192H7ZM6 193V194H7ZM111 193H113L112 191H111ZM116 193H118V192H115V193H113V194H116ZM125 193V192H124ZM187 193V192H186ZM193 193H195V192H193ZM129 194V193H128ZM146 194V193H145ZM148 194V193H147ZM152 194V193H151ZM212 194V193H211ZM49 195V194H48ZM96 195H97V193H96ZM193 195V194H192ZM228 195H230V194H228ZM12 196V195H11ZM118 196V195H117ZM250 196V195H249ZM103 197V196H102ZM115 197V196H114ZM149 197V196H148ZM194 197V196H193ZM16 198V197H15ZM157 198V197H156ZM86 199V198H85ZM103 199V198H102ZM235 199V198H234ZM241 199V198H240ZM245 199H246V197H245ZM250 199V198H249ZM253 199V198H252ZM256 199V198H255ZM70 200V199H69ZM87 200V199H86ZM95 200V199H94ZM111 200V199H110ZM131 200V199H130ZM243 200V199H242ZM256 200H258V199H256ZM16 201H18V200H16ZM104 201V200H103ZM237 201H239V200H237ZM251 201V200H250ZM117 202V201H116ZM127 202V201H126ZM243 202V201H242ZM252 202V201H251ZM255 202V201H254ZM16 203V202H15ZM81 203V202H80ZM84 203V202H83ZM109 203V202H108ZM136 203V202H135ZM137 203H138V201H137ZM240 203V202H239ZM28 204V205H29ZM95 204V203H94ZM100 204V203H99ZM117 204V203H116ZM115 204V205H116ZM241 204V203H240ZM252 204H254V203H252ZM256 204V203H255ZM259 204H261V203H259ZM263 204V203H262ZM261 204V205H262ZM105 205V204H104ZM112 205H114V204H112ZM120 205V204H119ZM137 205V204H136ZM258 205V204H257ZM10 206V205H9ZM32 206H34V205H32ZM37 206V205H36ZM117 206V205H116ZM252 206V205H251ZM51 207V206H50ZM67 207V206H66ZM86 207V206H85ZM113 207H115V206H113ZM122 207V206H121ZM116 208V207H115ZM117 208H119V207H117ZM249 208V207H248ZM54 209V208H53ZM87 209H88V207H87ZM114 209V208H113ZM122 209V208H121ZM168 209V208H167ZM203 209V208H202ZM245 209V208H244ZM251 209H253V208H251ZM256 209V208H255ZM38 210V209H37ZM264 210V209H263ZM8 211V210H7ZM93 211V210H92ZM101 211V210H100ZM118 211V210H117ZM120 211V210H119ZM218 211V210H217ZM230 211V210H229ZM232 211V210H231ZM97 212V211H96ZM142 212V211H141ZM18 213V212H17ZM50 213V212H49ZM67 213V212H66ZM99 213V212H98ZM97 213V214H98ZM117 213L118 212H116V211H111L110 212V220L111 221H113V219H115L116 220V218H118V216L117 217H115L116 215H117ZM159 213V212H158ZM19 214V213H18ZM17 214V215H18ZM34 214V213H33ZM93 214V213H92ZM119 214V213H118ZM100 215V214H99ZM102 215V214H101ZM120 215V214H119ZM136 215V214H135ZM153 215V214H152ZM237 215V214H236ZM130 216V215H129ZM210 216V215H209ZM54 217V216H53ZM58 217V216H57ZM61 215H60V220H61ZM73 217V216H72ZM89 217V216H88ZM94 217V216H93ZM101 217V216H100ZM94 218H96V216L94 217ZM104 218V217H103ZM102 218V219H103ZM54 219H55V217H54ZM69 219H70V217H69ZM75 219H77L76 221H78V218L76 217V218H72V221H74ZM86 219V218H85ZM98 219V218H97ZM171 219V218H170ZM59 220V221H60ZM65 220H66V218H65ZM80 220V219H79ZM89 220H91V219H89ZM99 220H100V218H99ZM174 220V219H173ZM68 221H70V220H68ZM87 221V220H86ZM151 221H153V220H151ZM106 222V221H105ZM118 222H119V220H118ZM117 222V223H118ZM132 222V221H131ZM250 222V221H249ZM61 223H62V220H61ZM65 223V222H64ZM64 223H62V224H64ZM67 223V222H66ZM98 223V222H97ZM115 224H116V222H114ZM121 223V222H120ZM133 223V222H132ZM143 223V222H142ZM70 224V223H69ZM74 224H76V223H74ZM65 225V224H64ZM63 225V226H64ZM68 225V224H67ZM120 225H122V224H120ZM53 226V225H52ZM51 226V227H52ZM70 226V225H69ZM78 226V225H77ZM110 226V225H109ZM54 227V226H53ZM120 227V226H119ZM116 228V227H115ZM222 228V227H221ZM107 229V228H106ZM119 230V229H118ZM224 230V229H223ZM251 230V229H250ZM117 231V230H116ZM113 233V232H112ZM120 233V232H119ZM121 234V233H120ZM244 234V233H243ZM242 235V234H241ZM8 236V235H7ZM121 236V235H120ZM159 236V235H158ZM240 236V235H239ZM180 240V239H179ZM236 241H237V239H236ZM146 242V241H145ZM140 243V242H139ZM240 243V242H239ZM135 245H136V247H137V249H138V252H140V254L141 255H144L143 257L144 258H146L148 261H152L153 263H158L156 260H153L152 259V256L150 255V252H149V250H148V246H146V245H144V244H137L136 242H135ZM246 245V244H245ZM132 248V247H131ZM135 248V247H134ZM150 249V248H149ZM153 252H156V251H153ZM248 252V251H247ZM156 257V256H155ZM36 259V258H35ZM247 259V258H246ZM101 263H103V262H101ZM105 263V262H104ZM160 263V262H159ZM109 264V263H108Z\"/></svg>",
	"mask_w": 264,
	"mask_h": 264
}]
</instances>
